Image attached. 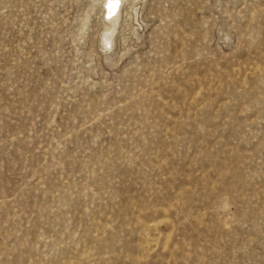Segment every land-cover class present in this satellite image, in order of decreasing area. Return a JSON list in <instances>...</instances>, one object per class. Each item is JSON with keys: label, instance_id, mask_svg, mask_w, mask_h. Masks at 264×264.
<instances>
[{"label": "rangeland", "instance_id": "374dc122", "mask_svg": "<svg viewBox=\"0 0 264 264\" xmlns=\"http://www.w3.org/2000/svg\"><path fill=\"white\" fill-rule=\"evenodd\" d=\"M0 264H264V0H0Z\"/></svg>", "mask_w": 264, "mask_h": 264}, {"label": "bare ground", "instance_id": "6f19581e", "mask_svg": "<svg viewBox=\"0 0 264 264\" xmlns=\"http://www.w3.org/2000/svg\"><path fill=\"white\" fill-rule=\"evenodd\" d=\"M112 5V4H111ZM111 5H109V8L112 10V8H113V5L111 6ZM111 13V12H110Z\"/></svg>", "mask_w": 264, "mask_h": 264}]
</instances>
